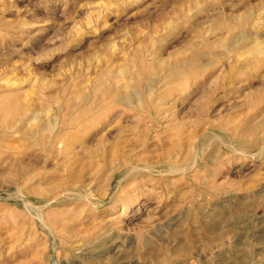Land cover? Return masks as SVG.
Masks as SVG:
<instances>
[{"label":"rangeland","instance_id":"rangeland-1","mask_svg":"<svg viewBox=\"0 0 264 264\" xmlns=\"http://www.w3.org/2000/svg\"><path fill=\"white\" fill-rule=\"evenodd\" d=\"M225 263L264 264V0H0V264Z\"/></svg>","mask_w":264,"mask_h":264},{"label":"bare ground","instance_id":"bare-ground-1","mask_svg":"<svg viewBox=\"0 0 264 264\" xmlns=\"http://www.w3.org/2000/svg\"><path fill=\"white\" fill-rule=\"evenodd\" d=\"M231 24V23H230ZM235 26V25H234ZM210 30V29H209ZM216 30V29H215ZM215 30H213V31H215ZM221 30V29H220ZM219 30V31H220ZM223 30H225V29H223ZM228 31V30H227ZM251 31V30H250ZM252 32V31H251ZM215 33V32H214ZM237 33V32H236ZM235 33V34H236ZM238 34V33H237ZM240 34V33H239ZM239 34H238V36H236L235 37V39H234V37L233 38H231V39H234L233 40V43L232 42H230V44L232 43V45L231 46H233L234 44H237L238 42H239V40H240V38L241 37H239ZM248 34V33H247ZM244 36V35H243ZM231 39H230V41H231ZM254 43V42H253ZM229 43H228V47L230 48V45ZM258 44H259V42H258ZM252 45V44H251ZM261 46V45H260ZM256 49H257V46H256ZM228 50V49H227ZM252 50V49H251ZM263 50V49H262ZM254 51V50H253ZM252 51V52H253ZM230 52V51H229ZM239 52V51H238ZM256 52H262V51H256ZM247 54H248V52H247ZM247 54H246V56H247ZM257 55H258V53H256ZM249 56V55H248ZM262 56V55H261ZM193 63V62H192ZM208 66H206L205 67V65L203 66V65H201L200 64V67H198V68H203V69H205V68H207ZM177 73V72H176ZM210 74H212V72L210 73ZM175 75V77H178V75L179 74H174ZM164 79L165 80H170V79H174V77L172 76V75H166L165 74V76H164ZM128 98H130V97H128ZM129 100V99H128ZM61 108V107H60ZM62 109V108H61ZM60 109V110H61ZM69 111V110H68ZM27 112V111H26ZM30 112V111H29ZM32 113H34V112H32ZM31 113V114H32ZM36 113V112H35ZM34 113V114H35ZM63 113V112H62ZM34 114H32L31 116L32 117H34L33 115ZM68 114H69V112H68ZM24 115H25V113H24ZM35 115H37V113L35 114ZM71 115V114H70ZM84 115H86L85 113H80L79 115L78 114H73V117L71 118V119H69L68 117L67 118H64L60 123V126L57 128V129H54V128H51V127H42L41 128V130L39 131L38 130V132L36 133V129H34V130H36L35 131V133L37 134V136H34V138H33V141L36 143L35 145L37 146V147H39V149H40V151H42L44 154H45V160H47L49 157H51V155H64V154H66L67 152H69V153H72L73 155H77V154H79L78 153V151L76 150V151H72L74 148L72 147V143L73 142H71V140H70V136L68 135V132L70 131V130H73V129H77V130H79L80 128H84V126L83 125H81V124H79V120L84 116ZM21 116H23V115H21ZM68 116V115H67ZM23 117H25V116H23ZM36 117V116H35ZM18 118H20V116L18 117ZM27 118V117H26ZM37 118V117H36ZM36 118H31L32 120H34V119H36ZM57 118V117H56ZM89 118H92L93 119V116L91 115ZM106 118V117H105ZM18 120V119H17ZM30 120V119H29ZM32 120H30L31 122H33ZM60 120V119H59ZM91 120V119H90ZM111 120V118H109V121ZM21 121V120H20ZM19 121V122H20ZM23 121H26V120H23ZM22 121V122H23ZM29 121V124L31 123ZM83 122V121H82ZM51 123V122H50ZM100 123V122H99ZM107 123H109V122H107ZM26 124V123H25ZM24 124V125H25ZM28 124V123H27ZM26 124V125H27ZM51 124H53V122L51 123ZM51 124H50V126H51ZM56 123H54V125H55ZM59 124V123H58ZM20 125H22V124H20ZM108 125V124H107ZM14 126V125H13ZM47 126H49V125H47ZM25 127V126H24ZM23 126H22V128H24ZM54 127V126H53ZM44 128V129H43ZM39 129V128H38ZM8 130H10V129H8ZM81 130V129H80ZM25 134V133H24ZM29 134V133H28ZM33 134H34V132H33ZM35 134V135H36ZM30 135H32V132H31V134ZM33 137V136H32ZM32 137H29L30 139L32 138ZM79 142V141H78ZM34 145V146H35ZM31 146V145H30ZM35 146V147H36ZM74 146V145H73ZM32 147V146H31ZM29 149V148H28ZM35 149V148H34ZM37 150V149H36ZM55 156V157H56ZM66 155H64V157H65ZM21 158H22V156H21ZM52 158V157H51ZM50 158V159H51ZM35 167V166H34ZM222 259V258H221ZM223 260H225V259H222V261ZM221 263V262H220ZM223 263V262H222ZM226 264V263H225Z\"/></svg>","mask_w":264,"mask_h":264}]
</instances>
